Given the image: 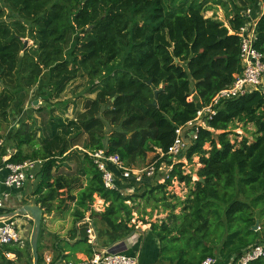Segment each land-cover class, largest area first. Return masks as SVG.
<instances>
[{
	"label": "trees",
	"instance_id": "obj_1",
	"mask_svg": "<svg viewBox=\"0 0 264 264\" xmlns=\"http://www.w3.org/2000/svg\"><path fill=\"white\" fill-rule=\"evenodd\" d=\"M0 1V126L8 120L15 94L37 83L43 71L48 74V104L84 75L87 91L96 94L76 116L77 127L68 138L54 135L56 126L62 125L57 117L48 122L52 139L40 135L42 145L25 122L7 138L15 149L9 162L43 161L34 203L48 215L68 211L67 204L72 205V239L76 231L79 239L68 246L70 250L86 242V226L74 229V225L87 212L103 226L104 244L135 231L128 203L138 198L144 207L153 201L152 209H157L161 205L156 204L163 202L164 211H169L165 219L147 222L159 245L156 264H201L216 253L225 262L264 245V229L254 231L257 225L262 229L257 218L264 215V94L260 91L221 101L215 114L205 119L206 129H198L184 159L198 158L197 177L202 181H193L184 174L183 163H176L163 184L152 186L151 179L136 184L118 177L117 189L108 190L87 154L71 150L75 138L84 134L83 151L103 149L118 155L126 167L148 154L150 162L158 159L157 150L167 151L176 129L194 120L198 108L241 74L237 33L245 23L244 12L257 0L223 1L225 21L205 16L212 10L205 0ZM256 32L254 48L264 64V10ZM26 34L32 41L28 48L22 40ZM62 105L65 108L67 103ZM236 122L243 123V128L252 126L251 141L229 138L236 136L232 132ZM24 146L32 150L24 153ZM73 158L75 171L64 165ZM160 162L172 164L167 157L158 166ZM173 180L189 192L180 202L169 197L177 201L172 204L165 194ZM130 187L142 193L125 196L120 192ZM95 197L107 205L103 211L92 208ZM42 232L41 226L40 236ZM19 248L0 246V259L5 260L6 253L18 257ZM87 255L91 256L89 250ZM41 260L38 256V264ZM248 264H264V259Z\"/></svg>",
	"mask_w": 264,
	"mask_h": 264
},
{
	"label": "built area",
	"instance_id": "obj_2",
	"mask_svg": "<svg viewBox=\"0 0 264 264\" xmlns=\"http://www.w3.org/2000/svg\"><path fill=\"white\" fill-rule=\"evenodd\" d=\"M245 23L239 29L237 35L240 38V62L242 72L235 75L233 82L226 88L218 91L206 106H201L196 112L194 120L186 123L184 127H179L175 131V138L166 152L157 150L158 159L150 162L145 168L136 169L126 167L116 154H107L105 150L83 151L91 159L94 166L101 174L104 188L108 190L117 189L116 179L131 181L140 184L144 179H155L158 174L166 173L161 178L162 183L169 176L172 170L174 159L182 155L186 150V143L183 134L193 141L196 139L198 129L204 128L205 119H210L215 114V107L223 100L237 98L253 91H260L264 94V64L261 61L262 56L255 50L254 42L256 40L257 21L252 18L251 9L244 12ZM0 141V148H2ZM12 153L0 156V172L6 171L7 174L0 182V186L5 188L22 189L23 184L34 182L37 174L41 169L43 161L41 160H25L22 162H9ZM167 157L166 162L158 161ZM127 190V189H126ZM126 190L121 189L124 195ZM8 195L0 193V208L3 205V198ZM20 215L0 214V246L16 245L23 247V235L21 225L17 221ZM86 242L92 247L91 256L85 264H139L138 256L127 255L121 251L104 250L96 245V230L90 221H86ZM8 257V255H6ZM264 259V245H255L242 252L239 258L230 257L225 263H220L216 258H206L201 264H248L257 259ZM46 264H51L50 257L45 258ZM64 264H75L72 261H63Z\"/></svg>",
	"mask_w": 264,
	"mask_h": 264
},
{
	"label": "rangeland",
	"instance_id": "obj_3",
	"mask_svg": "<svg viewBox=\"0 0 264 264\" xmlns=\"http://www.w3.org/2000/svg\"><path fill=\"white\" fill-rule=\"evenodd\" d=\"M170 3L174 2L177 3L181 0H166ZM190 1V0H188ZM203 1V0H198ZM208 1L209 5L212 7V10L205 13L206 17H211L212 15L216 16L217 19L221 21H225V14H226V8L223 7V4L225 0H205ZM1 4L2 1H0ZM6 10L5 12L8 13V8L4 7ZM7 15V14H6ZM7 20V16L4 18ZM24 43V48H28L32 46L31 38L28 34H26V37L22 39ZM87 76H80L74 81H72L64 91V93L59 97L57 100H51L48 104L45 101L46 96V90H47V81H48V74L47 71H43L40 75L37 83H35L32 87L29 89H23L22 92L19 94H15V101L12 103L11 109L8 111V120L6 122H3L0 126V141L2 142V149L4 154H14L15 149L12 141H9L7 139L17 128L18 126L25 122L28 127H30L31 132L34 133V136L36 139L39 140V137L41 134H45L46 140H51L53 135H51V130L48 128V122L51 118L57 117L62 124L61 126H56V133L54 135L59 134H65L66 138H68L69 134H72V129L77 127L76 116L79 113L84 112L85 106L89 104L90 101H92L95 98V93H89L87 91L88 89V81ZM1 85V83H0ZM12 92L16 93V88H14L15 84L12 85ZM66 102L67 106L64 108L62 103ZM64 108V109H63ZM56 124V121H51V125L54 126ZM236 129H233L232 132L235 135L231 134L229 138L232 141H240L241 137H244L251 141L253 139V132L254 129L251 125H247L245 128H243V123H235ZM108 129V128H107ZM218 133V132H216ZM185 143H186V149L189 147V145L192 143L191 140H189L187 136L183 134ZM86 140V135L80 134L75 140L72 142L74 146H72L71 150H77L82 151L83 148L82 144ZM40 144L42 145V141H40ZM205 149H208V145H205ZM32 149L30 147L24 146L23 151L24 153H29ZM186 151V150H185ZM185 152L182 153L179 157H176L174 159L175 164L176 163H183V172L184 174H190L192 176V180L196 181L198 179L197 177V170L199 169L200 165L198 164V158L194 157L192 159V162H187L184 159ZM152 159V155L148 154L145 160L138 159L136 163L132 164L131 168L136 169H142L145 168L150 160ZM76 160L75 158L72 159L70 162H65V167L69 168L71 171H75L76 167ZM62 168V167H61ZM64 170V168H62ZM66 172V169H65ZM166 173L158 174L155 179H152L151 185L156 186L159 184H163L160 179L164 178ZM81 180L84 183V179L81 178ZM33 183V182H32ZM36 182L32 185L30 183L23 184V187L28 190L30 188L35 187ZM189 192V188L183 185L182 183H178L176 180H173L171 185L167 187L166 194L167 196V202L168 203H174L177 202L175 200L170 199L172 195L175 196L178 201H183L187 197ZM26 193V192H25ZM142 192H136L135 189H132L129 195H135L140 194ZM128 195V196H129ZM161 194L159 195L160 198ZM96 200L94 201V203ZM93 203V204H94ZM34 204V203H32ZM133 208V220L135 224V228H141L144 229V226H149L147 222H156L159 220H163L167 217V213L169 211H164L163 208V202L157 203L156 206H158L157 209H152V206L155 205L153 201H150V204L145 206V203L142 199H136L135 203L129 202L128 203ZM69 206V210L71 211L72 205L70 203L67 204ZM180 210V207L177 208L176 213H178ZM67 211V212H68ZM22 218V217H20ZM257 221L259 222L260 226H262V229L257 225L254 231H258V233H261L264 229V215H259L257 218ZM26 223V229L27 233L23 240V246L28 250V252L31 254V247L29 249L28 243H30V237L33 230V222L31 220L25 221ZM145 224V225H144ZM44 227L46 226V223L43 224ZM50 242V240H48ZM258 244V245H262ZM81 246V245H80ZM79 248V246L75 249L68 248L70 254H72V251H76ZM7 259V257H6ZM66 260V259H65ZM32 262V260H31Z\"/></svg>",
	"mask_w": 264,
	"mask_h": 264
},
{
	"label": "crops",
	"instance_id": "obj_4",
	"mask_svg": "<svg viewBox=\"0 0 264 264\" xmlns=\"http://www.w3.org/2000/svg\"><path fill=\"white\" fill-rule=\"evenodd\" d=\"M250 9L252 11V18H254V21H257L258 17L262 14L264 10V0H257L256 4ZM6 174H7L6 171L0 172V182L3 180ZM35 182L37 184L38 177L33 183ZM28 183H30L31 185L33 184L32 182H28ZM35 187L30 188L27 192L24 187L22 189H15V188H5L3 186H0V193L8 195L7 198H3V205L2 208H0V214L9 215V213L15 212L18 208H20L25 204L34 203L33 191L35 190ZM132 189L133 187H130L127 190L125 189L126 192L124 193V195L125 196L129 195ZM95 200L96 202L95 203L93 202L94 204H92V208L95 211H99V212L103 211L107 205L97 197H95ZM70 213L71 211L68 212L53 211L49 215L44 213L46 216L42 219L41 222L43 232L41 236L39 233L38 243H37V246L40 247L37 253L38 256H40L42 259L41 264H46L45 258L47 257H50L52 261L54 260V262H52L53 264H64L62 262L66 260L72 261L75 264H85L87 260L90 258V256L88 257L87 255V251L89 250L90 252H92L91 250L92 247L87 242L79 246V248L76 251H72L71 252L72 254H70L68 250V246L73 244L76 240L79 239L78 231H76V236L74 235V238L72 239L73 220ZM16 219L18 223L21 225L22 235L23 238H25L27 233L25 221L26 220L29 221L31 220V218L27 215L20 214ZM87 220L91 222V224L94 226L96 230V237H97L96 245L99 248L104 250L121 251L126 253L127 255L138 256L139 264H156L159 245H158V241L154 238V236L151 235L149 231V226L147 227L144 226V229H142L143 230L142 233L136 231V229L139 228L138 227L135 228V231L131 232L125 237L104 244L102 242L106 240V236L100 235V231L103 230L104 228L100 223L90 218L89 212L85 214V217L81 222L75 223L74 229L80 228L82 225H85L87 227L86 224ZM132 221L134 222V220ZM44 223H46L45 227L43 225ZM86 227H85V231H86ZM85 237H86V232H85ZM48 240H50V242H48ZM9 246L14 247V245H9ZM19 249L21 251L18 257L14 253H6L4 255L5 260L0 259V263L3 262L5 263L8 260L13 262L14 264H29V263L33 264L32 251L30 254L28 250L25 248V246L20 247ZM6 255H8L7 259H6ZM64 256H66L65 258L66 260L65 259L62 260V257ZM218 256L219 255L216 253L215 258L218 261H220L219 260L220 258ZM57 257L58 259H56Z\"/></svg>",
	"mask_w": 264,
	"mask_h": 264
},
{
	"label": "water",
	"instance_id": "obj_5",
	"mask_svg": "<svg viewBox=\"0 0 264 264\" xmlns=\"http://www.w3.org/2000/svg\"><path fill=\"white\" fill-rule=\"evenodd\" d=\"M150 83V82H149ZM156 94V92H155ZM156 102H153V105H155ZM199 181H202V179H197ZM22 214L27 215L31 218L33 222V230L30 237V245H31V251L33 256V264H38V253H37V243H38V237L40 233V227L42 219L46 216L43 213V210L40 208L39 205L28 203L20 208H18L15 212L9 213V215H16V214ZM137 232L142 233V229L138 228L136 229Z\"/></svg>",
	"mask_w": 264,
	"mask_h": 264
}]
</instances>
